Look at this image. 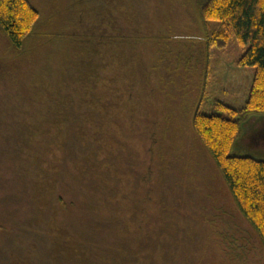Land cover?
Here are the masks:
<instances>
[{
    "label": "rangeland",
    "instance_id": "1",
    "mask_svg": "<svg viewBox=\"0 0 264 264\" xmlns=\"http://www.w3.org/2000/svg\"><path fill=\"white\" fill-rule=\"evenodd\" d=\"M29 2L40 18L26 43L27 53L17 56L0 32V264H10V256L19 257L25 250L32 258L34 235L26 225L35 215L32 198L39 183L28 162L33 156L50 154L48 149L55 151L59 144L63 148L56 153L57 168L46 176L58 179L55 193L65 206L58 200L55 203L65 235L84 232L108 244L128 234L133 207H142L139 183L143 178V188H151L153 208L143 220L141 233L152 232L158 264H171L174 259L175 264H183L177 257L181 253L190 264H264L258 236L191 125L194 111L207 112L213 102L233 107L244 104L253 68L239 66L237 60L246 46L234 37L225 43L215 39L214 23L202 29L191 8L166 5L163 21L167 22L158 20V11L154 13L153 21L144 26L153 37L140 43L137 54L128 55L133 63L123 74L117 73L128 84L129 99L113 111L109 136L116 149L110 169L99 171L98 178L104 179L99 183L96 171L93 181L80 176L82 147L73 136L59 135L50 121H44L43 110L38 121L33 120L42 107L43 100L38 99L50 91L37 74V66L48 56L45 81L49 84L59 77L61 56L79 43L81 27L91 33L108 26V5L104 0ZM104 52L109 59L107 49ZM112 74L110 67L103 72ZM62 75L69 82L66 70ZM242 121L234 151L264 159V115ZM256 132L261 134L257 142ZM37 192L42 194L40 189ZM104 201L111 221L97 207ZM52 249L49 244L43 249L44 264H72L52 257Z\"/></svg>",
    "mask_w": 264,
    "mask_h": 264
},
{
    "label": "trees",
    "instance_id": "2",
    "mask_svg": "<svg viewBox=\"0 0 264 264\" xmlns=\"http://www.w3.org/2000/svg\"><path fill=\"white\" fill-rule=\"evenodd\" d=\"M104 1L109 9L108 26L91 33H86L81 27L77 39L79 43L66 49L63 57L60 55L62 62L57 69L59 77L49 84L45 81L43 70H48V56L37 66V74L50 91L48 96L38 99L43 100L42 107L33 121H38L37 117L43 110L44 121H50L59 135L73 136L82 147L80 176L83 179L88 176V180L93 181L96 171L98 182H104V179L98 178L99 171L106 169L107 172L110 169L116 149L109 136L111 122L114 121L113 111L123 107L129 99L128 84L125 79H119L117 73L125 71L133 63L132 57L128 58V55L137 54L139 44L153 37L152 30L144 26L147 21H153L151 16L154 13L158 11V20L167 22L163 21L166 5L168 8H174L175 4L191 8L202 29L208 22L214 23L211 29L215 39L225 43L234 37L239 45L246 46L237 65L253 68L248 96L242 106L213 102L207 112L194 111L191 125L213 158L240 213L253 228L264 249V159L234 151V145L241 138L242 120L253 115H264V0ZM39 18V11L29 0H0V32L17 56L27 53L26 43L33 36ZM105 49L110 55L109 59H105ZM70 52L74 57L70 56ZM109 67L113 74L103 75ZM64 70L68 72L69 82L62 75ZM32 134L35 135L34 132ZM54 148L55 151L52 147L48 149L50 154L33 156L28 162L31 171L35 168L33 172L39 183L32 198L35 215L31 223L28 219L26 225V230L29 228V233L34 235L32 244L35 248L32 249L31 259V252L25 250L19 257L10 256V264H44L43 249L47 244L53 246L49 253L52 257L58 260L63 257L64 260L72 261V264H158L159 254L152 246V232L144 236L141 233L143 220L152 213L153 208L150 203L151 188H143V178L139 183L142 207H133L135 216L129 222L128 234L124 232L108 244H102L84 232L79 235L69 232L65 235L59 208L55 203L58 200L60 206H65L55 193L58 179L46 176V172L57 168L56 153H61L63 147L59 144ZM81 169L87 173L84 174ZM144 178V185L147 186L148 178ZM38 189L42 194L37 192ZM97 207L101 215L111 221L106 201ZM48 210L50 212L46 216ZM177 257L183 264H190L187 255L181 253ZM175 263L174 259L171 264Z\"/></svg>",
    "mask_w": 264,
    "mask_h": 264
},
{
    "label": "flooded vegetation",
    "instance_id": "3",
    "mask_svg": "<svg viewBox=\"0 0 264 264\" xmlns=\"http://www.w3.org/2000/svg\"><path fill=\"white\" fill-rule=\"evenodd\" d=\"M255 134H257L258 136H257V138H256V142L258 141V139L260 138V136H261V134L260 133H258V132H256Z\"/></svg>",
    "mask_w": 264,
    "mask_h": 264
}]
</instances>
